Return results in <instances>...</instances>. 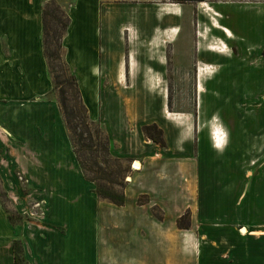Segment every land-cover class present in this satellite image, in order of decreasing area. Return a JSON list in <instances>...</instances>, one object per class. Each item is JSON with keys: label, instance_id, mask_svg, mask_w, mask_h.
Here are the masks:
<instances>
[{"label": "crops", "instance_id": "1", "mask_svg": "<svg viewBox=\"0 0 264 264\" xmlns=\"http://www.w3.org/2000/svg\"><path fill=\"white\" fill-rule=\"evenodd\" d=\"M46 1L0 0V184L21 215L12 222L0 201V264H15V241L27 264H181L183 252L198 256V237L201 246L213 245L216 229L211 208L199 206L203 183L197 171L227 147L257 158L264 151V132L256 138V130L245 126L246 119L264 115V101L256 103L244 87L246 80L250 85L256 80L249 73L254 66L245 63L248 53L232 50L211 33L232 37L217 19L220 13L211 17L206 11L210 8L205 9L210 25L191 35L196 49L189 53L178 30L179 3L60 0L69 17L63 59L77 79L88 117L103 128L112 157L140 163L128 171L125 202L116 205L99 198L85 178L53 93L42 46ZM212 55L220 61L213 62ZM260 61L259 71L263 57ZM170 76L175 88L183 80L187 88L192 79L193 110L169 108ZM227 86L233 96L246 98L240 107L228 101L223 117L214 99ZM149 123L162 129L164 146L144 136L141 127ZM240 134L255 138L244 143ZM232 186H239V178H232ZM140 195L148 202L139 204ZM154 205L162 210L161 219L152 213ZM186 209L190 227L180 229L176 219ZM231 222L229 229L239 224L238 232L252 237L254 251H261L264 216L245 214V220Z\"/></svg>", "mask_w": 264, "mask_h": 264}, {"label": "rangeland", "instance_id": "2", "mask_svg": "<svg viewBox=\"0 0 264 264\" xmlns=\"http://www.w3.org/2000/svg\"><path fill=\"white\" fill-rule=\"evenodd\" d=\"M55 1L61 3L60 0ZM198 3L199 2L179 3L181 4L182 11L181 18L179 20L177 19V22L180 26L178 30L180 29L181 31V38L183 40L182 45L185 51L190 53L191 50L193 51L196 49L194 45L195 36L193 35L191 38V35L193 33L195 34L197 30L202 31L203 29L206 31L208 25H210V22L207 20L209 19V16H205V9L210 8L209 10L206 9V11L210 13L211 17L213 11L220 13L221 16L217 19L221 25L231 32L232 37L226 38L224 34L217 32L214 29L211 33L218 34L224 38L226 44L232 50L238 52L240 49V51L244 50L248 53L246 55L243 51L246 57L245 63L246 65L254 66L253 68L250 66L249 73L254 74L256 80L254 81V85H250L249 81L246 80L244 87H246L247 91L251 90V92H253L254 97L256 98V103L259 100L264 101V78L262 77L264 74V68L259 71V68L255 66L261 63L259 60L262 57L264 59V55L260 54L264 49V5L253 6L255 4L264 3V0H209L205 2L204 6H199ZM148 16L147 13V17ZM202 21L207 23L205 24ZM144 27L148 28L149 23H145ZM218 46L216 44L215 47ZM60 52H62V50ZM214 56L215 55H212L211 57L213 62L220 61L218 56ZM168 58L169 63H172V61H170L172 56L169 55V50ZM53 63L55 73L58 76L60 75V79H62V75L66 74V71L64 72V65L61 64L62 62L60 63L58 61H54ZM169 80V108L175 110L176 108L180 109L186 107L193 110L195 108V95L193 88L191 87L193 82L192 79H188L189 81L187 84L189 86L187 88L185 87L184 80L181 82V88H175L174 85V87L172 86L174 82L172 76H170ZM242 89L243 88L241 87L240 90ZM229 90L230 87L228 86L225 88H219V94L214 99L218 112L223 117L225 112L223 108L228 106V101L232 103V106L236 107L237 105L240 107V102L246 98L242 96V93L233 96V92L229 93ZM53 93L57 100V90L54 91L53 89ZM67 95L68 101L75 106L78 97L74 93L73 88H67ZM203 98H206V94L203 95ZM209 98L210 100L212 99L211 95ZM241 114H244V111H241ZM236 121L239 124V130H241V127L244 125L242 117ZM232 122L233 121L231 120L230 123L232 124ZM245 123L249 132H254L256 130V138L258 133L264 132V115H262L260 119H246ZM91 130L94 131L93 128H91ZM239 137L240 141L244 143H246L244 139L247 140V143H252L255 138L248 134H240ZM262 145L264 146V136L262 137ZM214 156L217 157H214L212 161L208 162V168H203L197 171V175L200 172L201 183H203L202 186H200V189L203 192L201 199L198 201L199 206L202 210L211 208L208 212L211 216V224L213 223V226L215 227L214 229H216L214 231L216 241L213 245L205 242L201 246V243L204 240L202 239V236H199L198 243L199 248L201 247L199 249L201 254L197 253L198 256H187L186 253L183 252L180 259L181 264H264V244L261 246V251H254V241L252 237L242 235L238 232L237 226L239 224L234 223V228L229 229V225L232 224L231 221H233V219L241 217L245 220V214L249 215L251 219H254L255 217L262 219L264 216V151L261 153V158H257L258 155L254 157L253 152H243L241 149L239 151H230V148L227 147L223 152L217 153ZM117 164L121 167L126 165L119 162ZM227 165L230 168L228 171ZM128 167L129 170L132 169L130 161L128 162ZM193 168H196L195 165H193ZM107 169L115 170L116 166L111 162L110 167ZM127 176L128 172L124 177L125 185ZM234 176L236 179L239 178V186L236 189H233L232 186V178ZM116 178L119 179L120 176H116ZM99 183L105 184V181L100 180ZM113 187L118 191L122 190L118 185H114ZM242 190L243 193H241ZM14 192L15 191H12L11 189L10 193L14 195ZM16 195L17 193L15 192V198H13V201L17 204ZM146 197V195H140V200L145 201ZM0 201L8 215L11 216V221L14 223L17 222L21 215L17 213V210L13 209L12 202L8 199L1 184ZM179 206L180 205L177 204V207ZM186 211L189 212L188 217L190 219L191 211L186 209L184 212ZM183 223L185 222L183 221Z\"/></svg>", "mask_w": 264, "mask_h": 264}, {"label": "trees", "instance_id": "3", "mask_svg": "<svg viewBox=\"0 0 264 264\" xmlns=\"http://www.w3.org/2000/svg\"><path fill=\"white\" fill-rule=\"evenodd\" d=\"M174 3H186L194 1L209 0H165ZM69 17L61 4L55 0H49L42 6V46L43 54L46 59L48 72L52 78L53 89L57 90V102L62 113L63 122L69 132L70 142L86 179L95 184V192L101 199H105L116 205H123L125 195L123 189L125 187L124 177L129 171L128 159H119L112 157L109 153L108 138L102 130L98 122L89 119L87 110L82 103L78 83L76 77L69 71L63 57L62 37L68 26ZM62 50V52H60ZM264 55V49L262 51ZM54 61L62 62L64 65L63 78L60 79L54 71ZM60 67V66H59ZM73 88L78 100L75 104L68 101L67 88ZM170 101H168V106ZM93 128L94 131L91 130ZM146 138L151 139L160 146L165 145L163 131L155 123L145 124L141 127ZM116 166L115 170H108L110 163ZM126 164L121 167L119 164ZM107 169V170H106ZM120 178L117 179L116 176ZM104 180L105 184L99 183ZM114 185H118L122 190L114 189ZM139 204L148 202L140 200ZM152 213L159 219L163 217L162 210L159 206L151 207ZM189 212L186 211L176 219V225L180 229H188L190 227ZM11 220V216H9ZM18 218V216H17ZM183 221L185 223H183ZM14 262L15 264H27L21 256V248L14 242Z\"/></svg>", "mask_w": 264, "mask_h": 264}, {"label": "bare ground", "instance_id": "4", "mask_svg": "<svg viewBox=\"0 0 264 264\" xmlns=\"http://www.w3.org/2000/svg\"><path fill=\"white\" fill-rule=\"evenodd\" d=\"M199 5L204 6L205 5V1L199 2ZM133 165H134L135 168H138L140 166V163L136 162V161H133Z\"/></svg>", "mask_w": 264, "mask_h": 264}, {"label": "built area", "instance_id": "5", "mask_svg": "<svg viewBox=\"0 0 264 264\" xmlns=\"http://www.w3.org/2000/svg\"><path fill=\"white\" fill-rule=\"evenodd\" d=\"M130 165H131V168H132V169H136V168L134 167V165H133V161L131 162Z\"/></svg>", "mask_w": 264, "mask_h": 264}, {"label": "flooded vegetation", "instance_id": "6", "mask_svg": "<svg viewBox=\"0 0 264 264\" xmlns=\"http://www.w3.org/2000/svg\"><path fill=\"white\" fill-rule=\"evenodd\" d=\"M194 2H198V1H194Z\"/></svg>", "mask_w": 264, "mask_h": 264}]
</instances>
